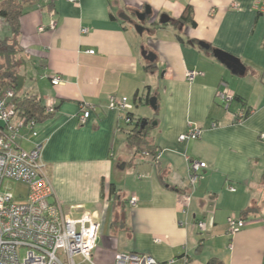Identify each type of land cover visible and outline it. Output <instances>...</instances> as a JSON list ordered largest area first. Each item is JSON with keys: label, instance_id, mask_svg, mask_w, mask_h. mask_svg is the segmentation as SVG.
<instances>
[{"label": "crops", "instance_id": "0c3cea01", "mask_svg": "<svg viewBox=\"0 0 264 264\" xmlns=\"http://www.w3.org/2000/svg\"><path fill=\"white\" fill-rule=\"evenodd\" d=\"M254 1L53 0L48 6L43 0L21 16L20 44L27 58L23 92L39 94L46 106L54 107L38 123L35 138L43 143L54 199L74 216L84 208L97 211L100 241L109 218L111 234L120 237L107 241L110 264L119 252L149 254L161 264H208L211 258L223 264H264V14ZM187 5L196 25L152 27L164 13L180 18ZM146 6L152 9L151 26L142 43L119 14L133 15ZM52 8L54 29L48 27ZM201 41L240 58L244 73L232 72ZM143 45L157 56L151 71H145ZM33 69L37 77L31 75ZM187 69L204 75L190 81ZM54 75L63 82L54 85ZM222 81L235 94L228 108L217 97ZM154 92L159 109L142 112L139 106L149 104L146 96ZM111 95L128 97L133 108L111 109ZM82 105L91 111L85 123L80 121ZM128 112L157 122L147 139L160 148L158 162L147 154L143 161L130 157L135 147L127 132L134 123L126 121ZM242 112L249 115L236 122ZM190 121L202 132L180 141ZM22 133L19 143L32 148L28 129ZM192 159L208 165L195 189L187 180ZM130 166L132 173L122 175ZM128 181L132 188L126 199L121 187ZM109 183L119 189V199L109 196ZM133 196L136 206L129 203ZM249 207L253 210L245 226L230 235L228 218H241ZM119 215L123 220L116 225ZM185 219L187 224H181ZM199 220L208 225L205 236L194 227Z\"/></svg>", "mask_w": 264, "mask_h": 264}, {"label": "built area", "instance_id": "2783aa9c", "mask_svg": "<svg viewBox=\"0 0 264 264\" xmlns=\"http://www.w3.org/2000/svg\"><path fill=\"white\" fill-rule=\"evenodd\" d=\"M73 3L79 0H68ZM53 2V0H51ZM254 8L264 14V0H255ZM52 16L48 27L54 29L57 20L53 17L55 10H50ZM1 28V23H0ZM46 29L41 26L40 30ZM84 32L87 29H83ZM94 54L95 50L87 51ZM204 75L201 70L187 69L186 78L193 81L197 76ZM59 75L52 76V83H62ZM19 93L12 87L6 88L0 94V264H96L93 254L100 241L101 220L97 211L75 206L73 209H83L79 216H74L56 199L50 180L47 164L42 159L43 143L36 141L39 132L38 123L28 121L20 116L17 110ZM217 97L224 106L229 107L235 94L229 90L226 81L221 82ZM48 111L54 107L48 105ZM109 107L113 110L127 112L133 108L128 97L111 95ZM81 123L90 116V108L82 105ZM244 112L238 116L240 121ZM126 121L130 117L126 115ZM217 124L214 122L213 126ZM27 128L33 138V146L26 149L19 139L25 138L22 131ZM202 128L193 122L188 123L187 130L179 136L180 141H189L200 136ZM264 139V132L261 133ZM206 162L192 159L188 161L187 180L191 189H195L202 171L207 168ZM25 186L23 193H18L21 200H16L12 191L13 183ZM234 190V188H232ZM131 206L138 203L137 196L129 199ZM187 215V209L183 210ZM181 224H187L182 220ZM197 226L201 232L208 229L205 221L199 220ZM245 226V220L240 217L228 218V233L233 235ZM77 257L79 259L77 260ZM114 264H161L152 255L129 252H119Z\"/></svg>", "mask_w": 264, "mask_h": 264}, {"label": "trees", "instance_id": "16d2710c", "mask_svg": "<svg viewBox=\"0 0 264 264\" xmlns=\"http://www.w3.org/2000/svg\"><path fill=\"white\" fill-rule=\"evenodd\" d=\"M43 0H2L0 2V23H4L9 30L10 34L6 36L0 35V94L9 87L14 88L20 95L17 100V110L20 116L26 117L28 121H35L37 123L46 121L52 114L48 111V107L43 103L42 98L39 94L31 93L29 91L23 92L24 85L27 79V74L25 72V66L27 64V58L24 52V48L20 44V18L25 13L27 7L32 5H40ZM47 1V0H44ZM49 5H52L51 0ZM193 9L190 5L186 6L183 15L178 18H172L171 22L177 27H181L185 23H191L196 25L193 19ZM169 24V23H168ZM161 26L159 22L152 24V27ZM164 24L163 26H166ZM181 41L183 39L179 37ZM213 49L209 46V49ZM154 68L152 63L146 62L145 71H151ZM158 93H148L146 96L147 102L150 98ZM138 94H136V98ZM159 109V104L158 108ZM127 115L130 117L128 123L133 124V127L128 129V143L135 147L136 153L147 154L152 157V159L158 162L160 156V148L156 147L153 143L147 139L149 136L150 128L152 127L153 120L144 117H135L134 114L128 112ZM249 112H244L243 118H246ZM144 119L148 120V123L142 128V121ZM241 118L236 117L235 121L239 122ZM103 193L105 191V180H103L102 185ZM109 196H115L116 199L120 198L119 189L114 183L108 184ZM188 190L185 189L184 193ZM253 208L249 207L242 212V219L252 211ZM121 216H117L115 224H120ZM123 220V219H122ZM208 264H223L221 260L217 258H211Z\"/></svg>", "mask_w": 264, "mask_h": 264}, {"label": "rangeland", "instance_id": "374dc122", "mask_svg": "<svg viewBox=\"0 0 264 264\" xmlns=\"http://www.w3.org/2000/svg\"><path fill=\"white\" fill-rule=\"evenodd\" d=\"M1 1L2 0H0V2ZM160 17L158 18V22L160 21ZM134 19H135V22H137L136 18H134ZM150 19H151V17L149 19H147L146 22L144 23V25L147 28H150V26H151V20ZM167 26H168L167 28H173L174 24L169 23V25H167ZM179 28H181V27L179 26ZM9 34H10L9 28L6 25H4V23L2 22L1 23V28H0V35L6 36V35H9ZM149 34H150V31H145L143 34H139L142 43L147 42ZM31 75L34 76V77H37L38 76V72L33 69ZM132 98L133 97H131V99ZM141 106H143L142 112H144V113L150 111L153 114L156 111L150 104H145V105L142 104L139 107H141ZM130 153H131L130 157L132 159L134 158L135 160L143 161L142 153H138L137 154V153H135V151L134 152L131 151ZM131 170H132V167L130 166V167H128L127 171L126 170L122 171V175L125 172H127L128 174H131L132 173ZM132 177H134V173L132 174ZM12 186H13L12 187V191L16 195V200H21L22 197H18L17 195H18L19 192L20 193L24 192L25 186L23 184H21V183H18V182L17 183L16 182L13 183ZM131 188H132V182H130V181H128V184H127L126 188H124V186L121 187V189L123 190L122 191V195H123L124 198H126V199L129 198V196L131 195V190H130ZM194 227H195L196 230H199L197 224H195ZM115 231H116V229H115ZM201 236H205V233L201 232ZM109 238H112L114 240H116V238L120 239V237H118V236L116 237V235L111 234V226H110L109 218L107 217L106 227L104 228V230H103V232L101 234V241H100L99 246L97 247V249L95 251V255L93 254V260H94V262L96 264H110L111 253L109 251V246H107V243H109V242H107ZM121 243H124V242L121 241ZM78 259H79V257H77V260Z\"/></svg>", "mask_w": 264, "mask_h": 264}, {"label": "water", "instance_id": "95a60500", "mask_svg": "<svg viewBox=\"0 0 264 264\" xmlns=\"http://www.w3.org/2000/svg\"><path fill=\"white\" fill-rule=\"evenodd\" d=\"M152 15V9L149 6H146L145 9L143 11H135L133 12V15H129L125 12H121L119 14V17L124 20L129 22L130 24H132L135 28V30L138 32V34H143L145 31H149L150 28H147L144 23L146 22L147 19H149ZM137 20V22H135V19ZM172 20V17L166 13L162 14L160 17V24H168L170 23ZM200 46L204 47V48H209V45L205 42H200ZM213 53L215 55L216 58H218L223 64H225L229 69L232 70V72L234 73H244V65L241 62V59L238 58L237 56L222 50V49H214ZM141 54L142 57L150 62V63H154L156 60V54L147 49L144 45L141 46ZM149 104L155 109L157 110L158 108V98L156 95H153L150 100H149ZM148 123L147 119H144L142 121V128L145 126V124ZM157 122L154 121L152 123L153 125H156Z\"/></svg>", "mask_w": 264, "mask_h": 264}]
</instances>
